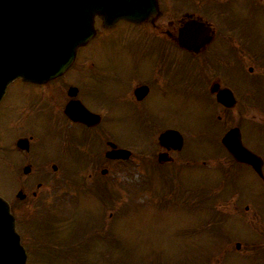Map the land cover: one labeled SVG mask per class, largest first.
<instances>
[{"label": "rangeland", "instance_id": "374dc122", "mask_svg": "<svg viewBox=\"0 0 264 264\" xmlns=\"http://www.w3.org/2000/svg\"><path fill=\"white\" fill-rule=\"evenodd\" d=\"M258 2L263 6L264 0H258ZM237 14L239 17V19L237 18L238 24H242L248 29L250 28L254 43L259 41L255 47L252 44V52L255 56L253 58L249 56L242 58L246 64L245 70L247 74L249 67L254 68L255 82L257 77L261 78L264 76V44H262L264 41V11L257 4L255 6L251 4L249 8L245 3L241 4L239 1ZM122 25L124 24L119 26L122 27ZM131 37V33L125 31L124 28H119L114 33L106 34L100 40H97L95 44L98 51L104 49L112 53L120 45L136 44V35L133 42L130 41ZM260 44L262 45L260 46ZM84 64L85 61L80 62L79 68L81 72L69 75L68 79H81L91 75L82 67ZM106 65H109V69L102 72V75L111 82L110 94L117 96L119 93L120 57L116 54L111 55L107 59ZM239 75L240 77H246L244 72L239 71ZM248 75L251 77L250 74ZM192 78L197 86L187 93L184 101L185 108L180 111L182 114L184 113L186 130L196 133L186 135L187 140H190V152L193 156L191 159H205L207 161L205 166L207 167L209 159L214 156L220 157L214 159H220L217 162L221 163L222 167L215 169L214 172L195 165V169H185L182 173V175L186 176L184 177L186 179L181 177L182 179L169 182L161 179H141L142 171L133 170L132 172H127L125 171L126 164L113 162L112 165H108L109 173L105 178L106 183L109 185V191L103 193L100 198L98 197L99 199L93 195H77L73 193V186L58 190L55 185L60 184L62 180H58V183L44 181L43 183L47 186L44 191L53 194L50 202L48 201L49 205L53 204V206H48L47 202L44 201L43 203H37L38 209L34 208L30 201L33 198L31 195L32 191H30L27 203L30 204L34 211L25 210L20 214L23 219L32 215L27 230H32V236L35 239L36 233L40 234L36 231L39 228L37 222L41 223L45 229L48 228L54 232L66 226L75 227V230L77 228V234L75 235L71 231L72 238L73 235L74 237L78 235L80 238L86 235L88 242L84 243L86 244L84 246L86 252L82 254L74 245V242L79 238L75 241L74 239L72 241L65 240L66 245H62L59 242L60 238L63 240L68 235L60 233L64 230H59L60 232L58 231L56 234L51 235L49 230L44 231L45 229H43L44 232L42 231L41 233L44 236L43 241H46L55 249L60 244V246L69 251V254L67 256L59 255L58 260L49 258V255L45 254H42V257L39 254L33 256L31 255L33 244H31L28 248V251H30L29 264H202L204 258L206 260L203 264H264V255L262 253V244L264 242V182L259 180L254 172L245 165L230 163L229 160L231 158L226 156L225 150L220 146V138L225 130L224 126L231 123V120L223 119L217 121L215 119L216 107L207 93L203 79ZM100 94H103V92H100ZM38 96H40V91L35 89V87L28 88L26 83L22 81L16 82L9 86L0 105V149H5L2 152V156L0 155L2 160V164H0V195L5 199L11 197L10 195L15 189L14 185L18 183L16 175L11 173L7 165L11 155V144L15 137L19 135V131L24 132L26 130L25 127H21L12 131L11 119L17 114H20L22 118L26 108L35 107L33 101L36 98L39 99ZM251 103L255 109L261 108L264 111V98L262 96L258 99H252ZM257 104L259 107H257ZM240 105L246 107V101L241 97L239 98ZM254 113L257 115H245L239 111L233 117L236 123H239L241 118L242 121L243 119L246 121L242 125L245 145L264 154V125L260 124L261 122L249 121H263L264 116L257 110ZM113 117L119 120V115ZM31 131L40 141L37 142V149L44 151L46 146L42 143L44 136L41 130L37 131L31 128ZM112 134L114 135L113 139L119 145L128 146L124 133L115 130L112 131ZM139 134L143 136L141 132ZM134 139L136 138L134 137ZM131 149L136 152L141 148L133 147ZM144 150L152 151V148L150 145H146ZM51 152L52 150H47L48 154ZM186 157L189 156L185 152L177 159H185ZM12 158L15 162H18L23 157L13 153ZM46 158L47 156L37 158L35 155L34 160L40 164L45 162ZM209 163L210 167L215 166L214 162ZM18 164L15 166L20 178L22 176L20 174V165ZM86 166L91 167L92 165L87 163ZM178 166H174V169H177ZM133 167H135V164H130L126 166V169ZM48 168H50L49 164ZM166 168H169V166ZM225 169L229 170L228 176L230 180H226V184L223 185L220 178L227 177ZM69 170H72V168H69ZM232 171L233 173L231 174ZM46 173L43 172L44 178L48 176ZM83 177L87 178L86 175ZM90 183L94 185L93 182ZM199 183L213 185L205 187L210 190L211 194L217 193L215 192L217 187H223V201H220L223 204L221 207L223 211L231 210V202L228 195L230 191L238 194L244 203H254L253 211L249 215L241 214L232 216L230 219L229 213L226 222L219 225V237H214L215 232L212 236L208 234L201 235L200 224L204 217V212L197 208H191L188 214L182 209L185 203L198 204V197L195 195L186 197L185 189L199 188L201 186ZM54 186L57 191L56 196L54 195ZM175 187H177L178 191L177 196L169 192L170 188ZM168 193H171V195H168ZM41 194L43 193L41 192ZM63 195H65V202ZM167 195L169 198H166ZM10 200L12 199L10 198ZM226 203L227 206H225ZM162 204L166 207L162 208ZM201 205L203 206L202 200ZM184 209L188 210L187 208ZM18 212H21V210ZM44 212L47 214L45 215ZM71 212H74V215ZM49 216L50 219H47ZM19 223L21 224L22 222L19 221ZM24 223L27 227L28 221ZM103 229L105 234L98 235ZM110 236L117 240L113 245L108 240ZM233 239H241L250 245L260 244V247L253 249L252 253H250L249 249L247 254L241 255L234 251L236 250L234 246L237 240L234 243H230ZM241 244L240 251L246 248L245 242Z\"/></svg>", "mask_w": 264, "mask_h": 264}, {"label": "flooded vegetation", "instance_id": "af4514ba", "mask_svg": "<svg viewBox=\"0 0 264 264\" xmlns=\"http://www.w3.org/2000/svg\"><path fill=\"white\" fill-rule=\"evenodd\" d=\"M239 1L249 8L251 4L260 6L258 0H157L160 11L142 23L121 20L112 27H104L97 20L96 36L78 49L75 62L64 75L44 84L26 83L28 88L38 89L40 96L33 101L35 107L25 109L22 118L17 114L11 119L12 131L26 129L24 132L18 130L20 133L11 144L9 162L18 180L13 208L17 211L33 209L27 203L32 187L38 189L31 190L33 198L30 201L34 208L38 202L49 201L40 192L44 188L42 181L48 179L55 183L80 177L89 173L87 163L95 173L101 174L104 165L111 161L107 157L111 143L118 146L112 140L115 130L126 135L128 145L152 144L157 160L161 153L174 157L184 152L185 144L176 152L162 146L158 139L165 131L186 129L184 113L180 111L185 108L187 93L197 86L192 77L203 79L216 113H219L218 119L227 116L232 121L239 111L254 115L251 103L254 78L239 75V71L245 73V61L240 59V52L253 56L254 43L250 28L238 24ZM120 24L124 25L120 27ZM119 28L131 33V42L136 35L137 43L120 45L112 53L104 49L98 51L96 41ZM113 54L120 57L117 96L110 94L111 82L102 75L109 69L106 61ZM84 61L82 67L91 75L68 79L69 75L81 72L79 63ZM228 92L236 99L231 108L217 101L218 94L227 99ZM240 97L246 101V107L239 106ZM69 105L73 118L66 114ZM82 107L91 115L88 123L76 117ZM115 115H119V120L113 117ZM31 128L41 130L44 151L37 149L39 140ZM121 147L127 148L126 145ZM47 150L52 152L48 154ZM253 151L261 157L262 173L255 172L253 166L247 167L264 182V154ZM13 153L23 157L22 160L15 162ZM35 155L47 158L39 164L34 160ZM16 164L21 171L30 168V172L19 178ZM32 166H36V171ZM43 172L49 177L44 178ZM92 175L91 172L88 176ZM254 206V203H246L243 212L249 215ZM262 253L264 255V242Z\"/></svg>", "mask_w": 264, "mask_h": 264}, {"label": "water", "instance_id": "95a60500", "mask_svg": "<svg viewBox=\"0 0 264 264\" xmlns=\"http://www.w3.org/2000/svg\"><path fill=\"white\" fill-rule=\"evenodd\" d=\"M155 10L156 0H0V100L17 77L42 83L63 74L77 48L93 37L95 16L106 25L119 19L140 22ZM223 143L239 161L254 163L238 129L229 131ZM0 264H27L15 218L2 197Z\"/></svg>", "mask_w": 264, "mask_h": 264}]
</instances>
